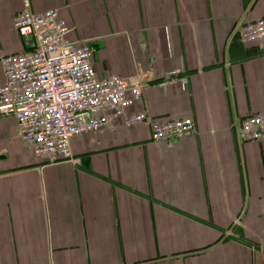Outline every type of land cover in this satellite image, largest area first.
<instances>
[{
    "label": "crops",
    "instance_id": "1",
    "mask_svg": "<svg viewBox=\"0 0 264 264\" xmlns=\"http://www.w3.org/2000/svg\"><path fill=\"white\" fill-rule=\"evenodd\" d=\"M0 0V58L30 48ZM93 47L97 77L144 79L126 114L188 117L193 133L154 142L124 116L75 135L72 159L35 154L0 114V264H264V135L236 122L264 112V41L238 29L264 0H30ZM185 86L158 79L170 69ZM3 71L0 63V83Z\"/></svg>",
    "mask_w": 264,
    "mask_h": 264
},
{
    "label": "built area",
    "instance_id": "2",
    "mask_svg": "<svg viewBox=\"0 0 264 264\" xmlns=\"http://www.w3.org/2000/svg\"><path fill=\"white\" fill-rule=\"evenodd\" d=\"M14 17V27L31 39L30 48L0 58V114L11 115L18 136L48 162L72 159L73 136L108 127L124 116L131 124L146 122L152 141L171 142L193 133L192 119L181 117L159 120L146 111L126 114L141 100L144 79L140 72L131 76L111 73L97 77L92 61L93 47L68 38L70 30L55 9L34 11L30 0L22 1ZM237 38L242 43L264 41V15L244 21ZM187 74L180 68L166 71L158 83L185 86ZM241 139L264 135V112L241 117L235 125Z\"/></svg>",
    "mask_w": 264,
    "mask_h": 264
}]
</instances>
